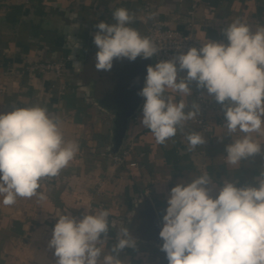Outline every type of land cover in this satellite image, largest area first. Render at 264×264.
<instances>
[{"label":"crops","instance_id":"obj_1","mask_svg":"<svg viewBox=\"0 0 264 264\" xmlns=\"http://www.w3.org/2000/svg\"><path fill=\"white\" fill-rule=\"evenodd\" d=\"M146 5L167 27L184 33L188 32V12L197 5L198 49L206 39L227 44L222 29L236 18L253 31L264 25V0H0V113L44 106L60 117L65 139L79 144L74 160L59 175L41 181L38 191L45 199L18 198L11 206L0 202V264H55L48 243L56 216L80 219L85 209L110 212L106 253L116 243L119 230L127 227L136 247L120 253L124 264H168L160 250L162 240L153 233L146 215L149 206L140 205L143 198L150 200L162 228L167 198L177 183L207 172L215 183L208 186L213 197L225 179L237 187L258 186L255 178L264 170V146L238 168L228 165L225 149L234 138L223 128L224 111L216 101L208 114L210 134L201 133L191 119L165 144H157L141 125L142 97L121 147L129 149L126 162L115 165L102 156L111 146L112 123L97 101L106 93L108 84L103 79L112 70L95 68V26L101 21L114 23L112 12L123 7L136 17L131 27L147 36V24L141 20ZM37 61H64L63 77L31 74L28 67ZM189 87L185 112L193 110L195 103L196 83L190 82ZM174 95L177 101L182 98ZM190 132L200 133L206 143L189 151L186 135ZM259 140L264 145V137Z\"/></svg>","mask_w":264,"mask_h":264},{"label":"clouds","instance_id":"obj_2","mask_svg":"<svg viewBox=\"0 0 264 264\" xmlns=\"http://www.w3.org/2000/svg\"><path fill=\"white\" fill-rule=\"evenodd\" d=\"M135 15L126 8L112 12L114 23L99 22L93 37L98 51L95 68L109 71L114 60L148 59L161 48L150 37L131 27ZM222 34L228 43L202 41L198 49L147 67L142 127L149 129L157 144H165L182 130L186 121L199 115L198 104L188 107L189 83L222 106L223 128L233 143L226 146L225 162L238 168L240 162L260 154L264 137V25L252 27L236 18ZM74 67L80 70V66ZM186 71L185 77L178 73ZM174 94L182 98L178 101ZM60 117L41 105L16 107L0 113V197L4 206L18 198L45 197L38 191L41 181L55 177L74 160L79 144L66 140ZM188 150L204 145L198 132L186 135ZM258 186L237 187L227 179L218 194L210 195L215 183L204 172L190 182L177 183L167 198L162 217L160 250L168 264H264V170L255 178ZM109 210L89 212L82 218L59 214L48 247L55 264H124L120 253L136 247L127 227L116 235V243L105 252Z\"/></svg>","mask_w":264,"mask_h":264},{"label":"built area","instance_id":"obj_3","mask_svg":"<svg viewBox=\"0 0 264 264\" xmlns=\"http://www.w3.org/2000/svg\"><path fill=\"white\" fill-rule=\"evenodd\" d=\"M197 5L188 12L190 21L188 24V32L184 33L176 29H171L164 22L157 19L150 5H146L143 9L142 22L147 24V36L150 37L160 49V51L152 57L154 64L162 60L172 59L178 54L177 48L186 53L191 47L198 48V39L195 32V9ZM64 61H37L28 67L31 74L46 75L53 74L56 78L61 79L64 73ZM180 77L186 76V71L179 72ZM191 83H196L195 81ZM195 104L199 105V115L192 119V123L198 127V130L204 134L212 132L211 125L208 122V114L215 109V100L208 96L203 89L196 88L194 90ZM129 155V149L121 148L117 154L111 152L102 153L103 157L110 159L115 165H123ZM131 167L136 163H131Z\"/></svg>","mask_w":264,"mask_h":264},{"label":"water","instance_id":"obj_4","mask_svg":"<svg viewBox=\"0 0 264 264\" xmlns=\"http://www.w3.org/2000/svg\"><path fill=\"white\" fill-rule=\"evenodd\" d=\"M152 65V58L144 59L137 57L135 61L114 60L111 68L112 74L107 75L103 79L106 93L104 97L97 101V104L110 115L111 130V146L109 152L117 154L127 136L130 120L135 116L142 97L138 92L144 86L145 77L147 75V67ZM106 80V81H105ZM148 198H143L140 205H148L146 215L150 223L153 225V233L159 237L161 230L156 212L152 208Z\"/></svg>","mask_w":264,"mask_h":264}]
</instances>
